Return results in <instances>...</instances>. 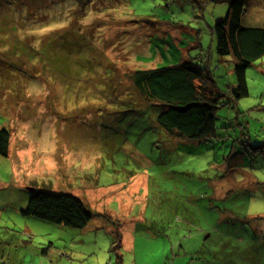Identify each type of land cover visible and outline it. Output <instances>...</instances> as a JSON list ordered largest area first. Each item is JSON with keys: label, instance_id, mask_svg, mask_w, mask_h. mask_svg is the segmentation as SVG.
Returning <instances> with one entry per match:
<instances>
[{"label": "rangeland", "instance_id": "1", "mask_svg": "<svg viewBox=\"0 0 264 264\" xmlns=\"http://www.w3.org/2000/svg\"><path fill=\"white\" fill-rule=\"evenodd\" d=\"M245 10L243 25L264 23V0ZM227 11L213 0H0V129L11 134L0 264H264V56L234 102V64L213 34ZM184 63L215 77L225 105L213 139L158 129L133 89L134 71ZM34 187L81 199L92 220L24 215Z\"/></svg>", "mask_w": 264, "mask_h": 264}, {"label": "trees", "instance_id": "2", "mask_svg": "<svg viewBox=\"0 0 264 264\" xmlns=\"http://www.w3.org/2000/svg\"><path fill=\"white\" fill-rule=\"evenodd\" d=\"M213 1L228 5L227 15L214 25L213 34L218 56L230 57L234 64L237 87L232 90V99L237 102L249 96L247 69L264 56V23L253 20V25H243L249 0ZM130 80L136 95L149 102L145 113L154 114L158 129L179 140L206 141L216 137L217 113L225 104L211 69L184 63L134 71ZM10 141V132L0 129L1 156L9 155ZM31 192L24 215L76 229H84L93 218L84 202L73 195L35 187ZM120 243L118 235V246Z\"/></svg>", "mask_w": 264, "mask_h": 264}, {"label": "water", "instance_id": "3", "mask_svg": "<svg viewBox=\"0 0 264 264\" xmlns=\"http://www.w3.org/2000/svg\"><path fill=\"white\" fill-rule=\"evenodd\" d=\"M31 191H34V189H33V190H31Z\"/></svg>", "mask_w": 264, "mask_h": 264}]
</instances>
